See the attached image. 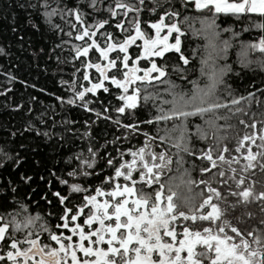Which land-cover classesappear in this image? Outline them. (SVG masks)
Here are the masks:
<instances>
[{"label":"snow or ice","instance_id":"1","mask_svg":"<svg viewBox=\"0 0 264 264\" xmlns=\"http://www.w3.org/2000/svg\"><path fill=\"white\" fill-rule=\"evenodd\" d=\"M98 4L104 7L102 0H89L88 6L97 11ZM29 7L37 14H42L52 28L60 32L63 29L55 23L56 18L73 17L79 22L78 26L68 19L75 29V32L70 29L68 34L83 41L74 46L73 60L81 55L87 57L93 48L98 49L107 60V63H93L91 59L82 61L81 68L97 69V77L93 79L85 70L82 78L88 82L86 85L80 84L78 79L62 80V84L69 86L71 94L58 96L57 101L60 106L67 104L86 109L96 122L101 118L112 121L120 129V135L114 136L110 144L105 142L112 148L111 152L105 144L100 145L105 148L101 167L98 164L99 148L92 143L93 120L83 121L89 127L81 134L76 128L77 121L65 118L57 122L53 118V128L57 123L66 125L65 133L79 135L81 140L88 138L87 145L79 153L67 158L71 169L68 172L69 179L61 177L59 182L69 185L73 177H95L97 174L102 178L95 186L71 182L70 191L85 193L82 197L84 202L73 207L66 203L69 195L62 194L59 189L51 193L62 205L59 216L62 222L56 230L39 212L35 216L28 214L23 220L18 216L8 219L7 215L0 214V264H264L262 230L242 231L227 217L230 209H234L237 204L246 205L252 201H259L264 211V189L255 190L256 181L251 179L255 173L248 175L250 169L264 171V134H259V144L256 143L258 133L255 131L239 137L233 149L226 142L230 135L228 130L234 127L230 123L233 119H239L246 127L255 128L260 124L264 129V112L260 114V120L255 119L257 113L252 112L251 125L239 115L246 113L253 102L259 104L264 101V82L258 90L261 94L259 98L256 90L237 94L229 83L230 74L240 71L229 62L230 49L234 45L238 46L240 64L250 66L255 63L264 68V0H176L175 6L168 3L166 8L161 6L159 0H151L150 4H146L145 0H112L107 5L109 18L97 19L92 23L86 22L87 14L79 4L68 7L63 0H35ZM189 8L209 13L201 17L202 30L193 33L203 36L206 43L198 46L203 47L204 52L200 55L199 75L191 80H188V74L190 69L196 71L193 61L198 52L197 48H192L190 55L185 54L182 36L186 29L181 27L179 19L182 11ZM144 12L155 13L157 17L147 21L156 30L154 36L141 29L139 17ZM129 13L132 14L130 18ZM221 14L226 15L222 17ZM113 17L116 18L117 28L128 32L124 27L127 23L130 28H134V34H127L122 42L113 43V33L105 31L106 46L102 47L96 39L95 30L109 24ZM166 18L168 23H165ZM188 19L189 16L184 15V20ZM33 27L39 25L34 24ZM161 27L167 29L163 36L160 35ZM246 29L258 30V38L244 39ZM86 36L92 39L85 41ZM137 37L143 39V50L130 54L129 45L134 44ZM169 37H172L171 41ZM114 49L120 50V53L113 58L109 53ZM169 50L178 54V61L171 65L178 75L176 80L171 78L168 64H160L157 59L167 60L166 53ZM3 51L0 48V52ZM255 53L258 55H253ZM130 55L137 62L142 57L149 58L150 66L142 69L143 74H138L141 72L140 64L131 63ZM109 69L113 71L109 72ZM75 72H80V69H75ZM180 80L187 81L188 86L182 85ZM106 81L118 86L113 95V99L118 97V104H112L111 101L106 103L100 98L99 90L110 92ZM153 82L167 85L162 89L165 95L155 90ZM149 87L154 90L148 91ZM92 94H96L95 99ZM21 106L15 105L17 108ZM142 110L147 119L137 115ZM161 122H164L163 125ZM154 123L155 131H149ZM53 128L34 126L33 130L49 138L60 135ZM137 137L142 138V143L136 146L125 143ZM63 138L61 136V140ZM196 141L207 142L206 147L199 146ZM245 141L249 143L245 144ZM233 151L235 155H232ZM189 155L193 159L189 160ZM196 158L202 161L199 172L201 175L208 174L207 179L192 177ZM23 159L19 154L4 153L0 157V166L13 167ZM203 161L207 162V166ZM72 163H75V167L71 166ZM174 163L176 171L180 173L179 181L176 172H173ZM235 163L242 164L239 175L237 168L232 166ZM225 165L228 166V174L224 170ZM105 169L112 170V174H108ZM213 169L216 171L213 172ZM169 172L173 174L168 175ZM55 174L56 169H51L50 175ZM19 176L21 182H28V186H31L32 176L23 173ZM166 176L167 180H164ZM246 177L249 181L247 184ZM230 180L235 182L236 189L229 186ZM46 183L51 189L52 180ZM105 184L108 187H104ZM181 184L186 186L189 195L183 194ZM153 185L156 187L152 188ZM193 185L204 187L193 193ZM217 185L224 186V191ZM89 188H92L93 194H87ZM17 191L14 179L0 176V193L5 199L15 197ZM233 194L242 197V200H229L228 196ZM26 195L31 196L32 193ZM43 195L50 205L49 193L44 192ZM98 196L105 198L100 200ZM196 197L200 198L198 209ZM89 205L91 209L85 212ZM183 205L188 210H182ZM246 215L251 216L253 213L248 212ZM78 217L83 219V223H77ZM189 218L191 221L199 219L208 223L195 229L184 226L182 235H179L174 223L181 224ZM106 220L109 222L106 223ZM94 221L99 223V227L94 225ZM69 228L78 239L68 233ZM225 228L233 234L230 235ZM105 241L106 246L101 247ZM154 252L158 253L155 258Z\"/></svg>","mask_w":264,"mask_h":264},{"label":"trees","instance_id":"2","mask_svg":"<svg viewBox=\"0 0 264 264\" xmlns=\"http://www.w3.org/2000/svg\"><path fill=\"white\" fill-rule=\"evenodd\" d=\"M35 3V0H0V48L4 51L0 52V157L4 153L19 154L23 156L24 159L17 165L13 167L0 166V176L11 177L15 180L18 186V191L15 197H5L0 193V214L7 215L8 219L12 216H18L19 219L23 220L28 214L35 216L37 212L41 213L48 223L53 226V230L59 228L62 222L59 219L62 205L58 200L51 194L54 190L59 189L62 194L69 195L68 203L69 207L80 204L84 202L82 197L85 193L77 192L76 190L70 191V183L78 182L81 184H91L93 186L98 184V181L102 178L100 174L95 177H84L78 178L73 177L70 180L69 185H65L59 182L62 177L64 179H69L68 172L71 170L68 161V157L72 156L73 153H79L80 149L87 145L88 138L85 137L84 140L80 139L79 135H73L72 133H65L64 128L66 125H61L59 123L53 128V118L55 121H60L62 119H67L69 121L75 120L78 123L76 128L82 134L84 129L89 127L84 125L83 121L86 119L93 120L91 125L92 128V143L95 147L99 148L100 160L98 164L103 167V157L105 155V148L100 147L101 144L105 142L112 141L114 136L120 135V129L115 127L112 121L101 118L98 122L94 120L92 114H90L86 109H82L78 106L63 105L60 106L57 97L64 95H70V88L66 84H62L61 81L77 80L80 84L86 85L88 82L82 78L83 71L87 70L90 76L95 79L98 75V70L95 68L82 69L81 62L87 59H91L93 63L99 61L100 63H107L98 49H90L87 57L81 55V57L73 60L72 57L75 54L74 46L77 44H82L83 41L78 39L75 35H69V30L72 25L68 23V19H71L73 23L79 26V22H76L73 17H68L64 19L63 17L56 18L55 23L63 29L62 32L55 30L48 23L46 19L43 18L42 14H37L29 5ZM63 3L68 7H73L75 4H79L86 13V22L92 23L97 19H108L109 11L107 5L112 3V0H102L104 7L97 5L98 10L93 11V9L88 6L89 0H63ZM146 4H150L151 0H145ZM159 3L163 7H167L168 3L176 5V0H159ZM129 13V18L131 17ZM184 15H188L189 19L184 20ZM209 15L204 10H197L194 8H189L186 11H182V15L179 17L181 22V27L186 29V33L182 36V48L185 49V54L190 55L192 48H197L198 55L193 61V67L196 71L189 70L188 80H191L194 76L199 75V61L200 55L203 54L204 49L202 46L206 43L203 36L193 35L194 31L202 30L201 17ZM222 17L226 14H221ZM141 19V29L150 32L151 35H155V30L151 28L150 24H147L149 19L155 20L157 17L155 13L144 12L140 14ZM116 18L113 17L110 23L103 25L101 28L96 29V39L101 43L102 47H105V36L103 33L105 31H111L113 33V40L111 42H122V39L127 34H134V28H130L127 23L124 27L128 29V32H122L117 28L115 23ZM168 23V19L165 20ZM34 24H38L39 27H33ZM258 30H245L243 34L244 39H253L256 37V32ZM92 39V37H84L85 41ZM143 50V39L137 37L134 44L129 45V53L136 54ZM120 53V50L114 49L109 53L110 57H113ZM253 55H258L255 53ZM59 57V59H57ZM167 60L164 58H157L158 63L168 64V71L172 73L171 78L173 80L178 79L177 73L171 67L172 64L178 61V54L174 50H169L166 53ZM131 63H139L142 69L146 66H150L148 63L149 58L142 57L141 61H135L130 55ZM229 62L233 64L234 68L239 69L238 73L230 74L231 79L229 83L232 84L233 88L236 90L237 94H243L245 90L254 91L256 90L257 98L260 97L261 83L264 82V68L258 67L255 63L250 66H244L239 63L238 56V46L234 45L230 49ZM75 69H80V72H75ZM109 69V72H112ZM75 73V75H74ZM162 80L165 78H161ZM106 84L110 86V92L105 93L102 89L99 90V96L106 103L111 101L112 104H118L119 99H113L115 90L118 88L117 85L111 84L110 81H106ZM155 84V90L159 91L160 95H165L162 91L167 85L165 83ZM180 83L184 86H188L187 81L180 80ZM7 89L8 91H4ZM148 91H153L154 89L149 87ZM122 91V90H121ZM53 93L56 95L54 96ZM95 99L96 94H92ZM20 104L21 107L17 108L15 105ZM169 105H164L168 107ZM149 108H151V103L149 102ZM153 112L156 109H151ZM252 112H256L257 115L255 119L260 120L261 113L264 112V101L257 104L253 102L248 106V111L246 113H241L240 118L247 121L248 125L252 123ZM55 113V116H54ZM142 119H147L145 112L142 110L137 113ZM43 119V123L41 120ZM164 122H161L163 125ZM234 125L232 129H229V138L226 141L230 149L234 148L237 143V139L242 137L245 133L251 134L255 131L258 133L256 143L259 144V134H264V129H262L260 124H257L255 128L246 127L245 124L240 123L239 119H233L230 121ZM34 126L40 127L41 129L53 128V131L60 133L58 136H52L51 138L44 136L42 133H37L33 130ZM169 127L171 122H169ZM71 127V125H67ZM149 131H155V123L149 127ZM15 133V135H13ZM63 136V140H61ZM129 146H136L142 143V138L137 137L135 140L129 142ZM196 143L201 147H206L204 141H196ZM249 143L245 141V144ZM109 144H105L108 151L111 152L112 148ZM22 146V147H21ZM243 150V149H241ZM253 150L255 151V145H253ZM114 154V153H113ZM235 151L232 155H235ZM226 155H228L226 153ZM83 158V157H82ZM130 158V157H129ZM189 160L193 159L190 155L187 157ZM175 160V157H174ZM202 161L196 158V167L192 169L191 175L194 179H207L208 174L201 175L199 172V166ZM204 165L207 166V162L203 161ZM72 167H75V163H72ZM190 166V165H186ZM237 168V175H239L242 164L235 163L232 165ZM56 169L55 176L50 175V170ZM226 174H228V166L225 165L224 168ZM108 174H112V170L105 169ZM216 170L213 169V172ZM173 172H176L177 180L180 179V173L176 171L175 163L173 164ZM173 172H169L168 175H172ZM20 173L30 175L33 177L31 186H28V182H21ZM251 173H255L251 175ZM248 175H251V179L256 181L254 187L255 190L259 191L264 189V171L258 169H250ZM40 177H44L43 180ZM52 180V188L50 189L46 183L47 180ZM187 179V177H185ZM219 179V177H217ZM167 180V176L164 177ZM121 183H123V178H121ZM215 184V181L213 182ZM246 184L249 183L246 177ZM224 191V186L217 185ZM229 186L234 189L237 185L234 181H229ZM104 187H108L107 184ZM156 186L153 185L152 188ZM204 187L202 185H193V193L198 189ZM241 188L243 186H240ZM180 189L185 195H189L186 191V186L181 184ZM150 191L151 189H145ZM31 192L32 195L28 196L26 193ZM39 192L40 195H36ZM44 192H48V200L51 201L49 205L44 200ZM165 192H167V185L165 186ZM206 192V188H205ZM87 194H93L92 188L88 189ZM105 197L98 196L97 199L103 200ZM118 199V198H114ZM175 199V198H174ZM199 197H196V207L198 209ZM229 200H242V197H237L236 195L228 196ZM89 205L85 212L91 209ZM207 207V206H206ZM262 206L259 201H252L247 203L237 204L234 209H230L227 213V217L232 224H237L241 227L242 231H255L262 230L261 235H264V211L261 210ZM182 210H188L186 205L182 206ZM209 210H211L209 208ZM251 212L253 215L248 216L246 213ZM83 215V214H82ZM86 219V217H84ZM239 218V219H237ZM114 220V218H112ZM123 219V218H122ZM109 222L108 220L105 221ZM77 223H83V219L78 217ZM96 227H99V223L93 222ZM207 221H185L181 224H175L173 226L177 227L178 234L182 235L181 229L184 226H189L198 228L202 224L206 225ZM63 231V229H60ZM87 230V228H86ZM122 231V230H118ZM230 235L233 233L230 229L225 228ZM68 233H71V228L68 229ZM19 234V233H18ZM47 233H45L46 235ZM74 239H78L75 233H71ZM249 240L252 237H248ZM170 239V238H168ZM135 245V241L133 242ZM101 247L106 246V241ZM200 246H198L199 248ZM79 255H82L80 253ZM158 253L154 252V258Z\"/></svg>","mask_w":264,"mask_h":264},{"label":"rangeland","instance_id":"3","mask_svg":"<svg viewBox=\"0 0 264 264\" xmlns=\"http://www.w3.org/2000/svg\"><path fill=\"white\" fill-rule=\"evenodd\" d=\"M166 31H167V29L161 27V29H160V35L163 36L166 33ZM155 34H156V30H155ZM173 34L175 35V33H173ZM169 40L171 41L172 40V37H169ZM138 74H140V73H138Z\"/></svg>","mask_w":264,"mask_h":264}]
</instances>
